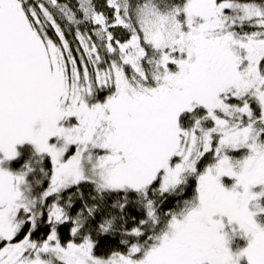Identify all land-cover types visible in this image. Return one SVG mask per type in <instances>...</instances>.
Instances as JSON below:
<instances>
[{"label": "snow or ice", "instance_id": "snow-or-ice-1", "mask_svg": "<svg viewBox=\"0 0 264 264\" xmlns=\"http://www.w3.org/2000/svg\"><path fill=\"white\" fill-rule=\"evenodd\" d=\"M0 264H264V0H0Z\"/></svg>", "mask_w": 264, "mask_h": 264}]
</instances>
